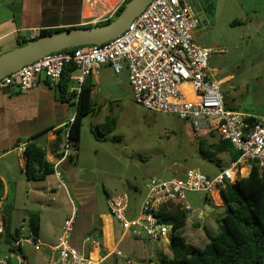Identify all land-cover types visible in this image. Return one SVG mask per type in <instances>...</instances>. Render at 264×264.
<instances>
[{
  "label": "crops",
  "instance_id": "obj_1",
  "mask_svg": "<svg viewBox=\"0 0 264 264\" xmlns=\"http://www.w3.org/2000/svg\"><path fill=\"white\" fill-rule=\"evenodd\" d=\"M112 1L103 4L102 0H0V55L30 41L29 35L33 30L41 32L88 27L103 22L112 17L124 0H118L112 9L106 10ZM257 1V16L255 15L254 20H247L250 21L251 28L253 27L250 32L258 35L262 33L257 40L264 44V0ZM253 59L255 58L247 61L251 66ZM255 61L254 65H257L264 62V58ZM210 69L215 71L213 78L220 80L222 85L232 77L228 75L217 78L219 70L214 67ZM84 82L93 86L91 102L95 112L83 118L79 147L76 155L70 158H62L61 152L68 127L75 116V100H70V103L60 101L57 85H50L42 75L27 92L21 93L15 87L0 88V220H6L8 227L11 220H17L13 232H9L14 235L21 225L31 230L28 224L29 213L39 215V231L36 237L43 246L40 252L37 251L40 255L33 259V264H50L57 257L49 248L57 245L62 225L71 217L74 218V224L69 243L92 260L100 264H127L117 255L120 252L127 257L129 264H160L167 255L170 257L168 245L171 231L159 241L135 236L131 231H123L109 214L106 205L109 197L120 194L117 191L121 188H112L103 179L107 172L102 160L95 155L101 143L107 142L104 137L99 138V132H95L102 124L96 120L97 114L109 110L120 112L122 100L127 101L129 94H132L127 69L124 67L120 74L115 75L110 66L103 65ZM74 86V82L70 81L69 94L73 92L70 90ZM101 88L104 91H99ZM224 104L229 107L225 101ZM240 110L253 117L264 118V110L259 107L242 106ZM107 118L110 117L105 120ZM31 138V142H35L45 151L46 161L52 167L57 163L59 178L53 172L43 181L26 179L25 158L21 146L25 150ZM120 141L117 140L118 146ZM250 169L244 166L242 177L248 176ZM184 173L183 171L179 174V177ZM119 181L121 182V176ZM130 189L138 193L136 186ZM23 192L26 193L27 201L20 210L18 202H21ZM122 193L127 194L125 191ZM145 195L146 189H143L139 204L128 195V220H134L138 216ZM208 198L209 202L205 205H214L216 208L224 206L222 198ZM8 201L12 202L9 203L10 208L17 209L16 214L7 213L5 207ZM201 225L185 219L181 235L188 244L197 246L192 241H202L201 235L205 237L204 245L208 242L206 227ZM206 230L214 235L213 228ZM86 237L98 241V245L84 243ZM157 243L162 246L158 247ZM25 257L29 264L26 254Z\"/></svg>",
  "mask_w": 264,
  "mask_h": 264
},
{
  "label": "built area",
  "instance_id": "obj_2",
  "mask_svg": "<svg viewBox=\"0 0 264 264\" xmlns=\"http://www.w3.org/2000/svg\"><path fill=\"white\" fill-rule=\"evenodd\" d=\"M199 24L198 13L190 0H152L115 39L50 53L0 79V88L15 87L23 93L41 75L56 86L68 70V79L75 84L70 91L78 94L85 79L103 65L110 66L115 75L126 67L136 104L153 113L171 114L187 121L195 132L209 131L215 126L218 138L229 142L240 153L225 170L213 177L189 169L182 177L150 178L134 220L126 218L129 207L126 193L107 199L108 212L123 231L152 241L163 240L171 231L172 225L159 216L163 207L178 203L185 212L190 211L184 197L186 192L221 198V189L242 177L244 166L250 167L251 162H256L259 168H264V118L226 108L222 82L213 78L215 71L208 67L213 52L194 41L193 32ZM39 34L40 31L33 30L29 39L35 40ZM21 151L24 152L23 146ZM75 155L76 150L66 134L61 156ZM52 168L59 178L57 163ZM73 224V217L64 221L57 245L49 248L57 254L50 264H100L70 245ZM2 230L0 220V237ZM83 242L98 245V241L89 237ZM27 246L39 251L43 245L32 230L21 225L5 247L7 253L0 255V264H27L23 252ZM2 249L0 239V254ZM117 255L129 264L126 256L120 252Z\"/></svg>",
  "mask_w": 264,
  "mask_h": 264
},
{
  "label": "rangeland",
  "instance_id": "obj_3",
  "mask_svg": "<svg viewBox=\"0 0 264 264\" xmlns=\"http://www.w3.org/2000/svg\"><path fill=\"white\" fill-rule=\"evenodd\" d=\"M102 1L104 4L110 0ZM257 2V0L191 1L200 20L198 29L194 30V41L213 52L208 67L219 70L217 78L232 76L221 86L223 100L229 106L226 108L244 113L246 112L240 110L242 106L259 107L264 110V62L254 65L255 60L264 58V44L257 40L262 33L258 35L250 32L253 27L251 28L252 25H249L250 21L247 20H254ZM234 21L242 24L233 25ZM252 58H255L251 61L253 66L247 62ZM99 91L104 89L101 88ZM129 95L127 101L122 100L120 112L109 110L99 112L96 116L99 123H104L106 117L113 118L116 122L113 133L103 132L99 137H104L107 142L101 143L95 155L105 166L107 173L103 179L112 188H121L117 193L125 191L132 201L139 204L143 189L145 190L150 178L167 180L179 177V174L189 169L198 170L208 177L220 173L217 161L211 162L203 158L199 152V141L208 138L207 131L195 132L189 122L182 121L174 115L153 113L136 104L133 95L131 93ZM236 107L237 109H233ZM217 138L216 135L214 141ZM117 140H121L119 146ZM207 140L210 141V138ZM219 159L221 166L226 169L228 159L223 155ZM132 186H136L138 193L130 189ZM184 197L190 207V211L185 212L186 220L198 222L208 230L213 228L216 235L219 227L217 220L223 215V208L210 205V210L215 212V216L212 217L205 210L204 194L186 192ZM26 201V193L23 192L21 202H18L20 210ZM9 203L12 202H6L7 213L16 214L17 209L10 208ZM16 223L17 220H11L10 233L13 232ZM201 238L202 241L195 240L192 243L204 247L205 237L201 235ZM156 245L162 246L161 243ZM6 246L2 244L0 255L7 253ZM23 252L28 256L29 264H33V259L40 255V251H34L29 246L25 247Z\"/></svg>",
  "mask_w": 264,
  "mask_h": 264
},
{
  "label": "trees",
  "instance_id": "obj_4",
  "mask_svg": "<svg viewBox=\"0 0 264 264\" xmlns=\"http://www.w3.org/2000/svg\"><path fill=\"white\" fill-rule=\"evenodd\" d=\"M129 0H124L115 10L111 18L96 25H104L114 20L123 10ZM233 22L232 24H238ZM88 27H91L88 26ZM71 29V28H69ZM68 29L42 30L38 38L52 35ZM37 39V38H36ZM35 39V40H36ZM30 40L25 44L32 42ZM24 44V45H25ZM68 70L61 77L56 88L59 92V100L70 103L75 100V116L70 123L67 134L72 147L77 151L79 147L82 120L85 116L93 114L95 109L92 105V84L84 82L80 92L69 94ZM115 119L107 118L104 123L96 128L95 132L106 134L115 130ZM94 132V133H95ZM206 139L199 141L201 156L211 162L217 161L218 167L223 171L219 157L223 155L228 162H234L240 153L226 141L216 137L215 126L207 131ZM31 138L24 150L25 175L29 181H43L53 174L51 164L46 161V154ZM250 173L246 177H238L234 183H227L221 189L224 199L223 215L219 220L218 233L211 235L206 229L208 242L204 247L188 244L181 235L185 226L186 214L178 203L169 204L160 211V218L172 225L171 237L168 245L169 255L160 264H264V168H259L256 162L250 163ZM220 171V172H221ZM2 197V184L0 182V199ZM205 203L209 198L205 196ZM2 222V244H10L14 235L9 233L6 220ZM28 224L36 235L39 231V215L29 213Z\"/></svg>",
  "mask_w": 264,
  "mask_h": 264
},
{
  "label": "water",
  "instance_id": "obj_5",
  "mask_svg": "<svg viewBox=\"0 0 264 264\" xmlns=\"http://www.w3.org/2000/svg\"><path fill=\"white\" fill-rule=\"evenodd\" d=\"M152 0H129L121 13L111 22L91 27H77L37 38L25 45L0 55V79L18 71L21 67L54 52L80 46L100 45L122 34ZM224 202V199L221 195ZM205 210L214 217L215 212L205 205Z\"/></svg>",
  "mask_w": 264,
  "mask_h": 264
},
{
  "label": "bare ground",
  "instance_id": "obj_6",
  "mask_svg": "<svg viewBox=\"0 0 264 264\" xmlns=\"http://www.w3.org/2000/svg\"><path fill=\"white\" fill-rule=\"evenodd\" d=\"M118 2V0H113L111 3H110V7H108L106 10H110L114 7V5Z\"/></svg>",
  "mask_w": 264,
  "mask_h": 264
}]
</instances>
